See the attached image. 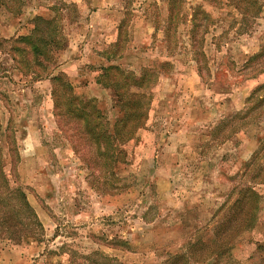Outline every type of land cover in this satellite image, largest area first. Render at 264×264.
Wrapping results in <instances>:
<instances>
[{
	"label": "rangeland",
	"instance_id": "374dc122",
	"mask_svg": "<svg viewBox=\"0 0 264 264\" xmlns=\"http://www.w3.org/2000/svg\"><path fill=\"white\" fill-rule=\"evenodd\" d=\"M168 1L18 0L12 10L0 7L3 166L43 224L41 241L0 236V264H167L171 253L192 246L196 254L176 264H264V101L257 98L264 89L248 101L264 84V72L252 70L264 57L249 61L264 45V0L246 33L232 5L205 0H185L187 18L173 26ZM198 4L213 14L196 27L194 46ZM36 16L54 18L68 44L53 63L29 68L35 56L15 40L31 32ZM202 52L208 68L200 74ZM165 60L171 65L162 67ZM109 65L136 74L151 66L158 75L146 89V124L122 142L125 161L115 169L82 137V122H74L63 98L56 108L52 96V76L65 73L78 94L95 98L111 126L117 98L97 82ZM246 185L261 195L254 226L235 237L229 259L211 254L217 234L219 243L227 234L218 226Z\"/></svg>",
	"mask_w": 264,
	"mask_h": 264
},
{
	"label": "trees",
	"instance_id": "16d2710c",
	"mask_svg": "<svg viewBox=\"0 0 264 264\" xmlns=\"http://www.w3.org/2000/svg\"><path fill=\"white\" fill-rule=\"evenodd\" d=\"M13 1L15 2L18 0ZM13 1L0 0V7H6L12 10L9 3ZM205 1L211 3L214 8H220L223 5H232L237 11L239 20H235V23L239 22L238 30H243L242 32L244 33L248 32L250 21L261 13L263 7V3H261L260 0ZM168 2V20L170 24L176 26L177 23L174 25L175 21H185L187 18L183 6L185 0H169ZM205 7H207L205 4H198L192 13V28L190 32L191 38L194 40V46L200 44V39L199 42H196V34L199 32L198 28L196 30V27H199L202 22L207 25V22L212 21V10L206 9ZM199 15H202V18H199ZM34 22V27L29 34L23 35L15 40L16 42L25 43L26 46L31 48L35 58L31 59L26 65L29 68L32 63L39 66H42L44 62L48 65L53 63L56 59V56L54 57V52L58 49H64L68 44L67 38L62 34L61 28H59V24L55 22L54 18L36 16ZM207 27L208 26H203V28H205L203 35L208 31ZM175 28L176 27L172 29ZM170 30L165 32L168 39L171 35ZM203 55H205V52L199 53L198 56L200 57L196 58L199 67L198 72L200 74H202V67L208 68L207 61ZM113 56L109 55L108 59L111 60L118 57L116 55ZM39 57H43L44 60L40 61ZM259 57H264V45H262V50L252 55L249 61H255ZM200 58L204 60L201 62L199 60ZM48 65L45 66V68H48ZM161 65L165 67L170 66L171 63L165 60ZM254 66L252 70L255 71V74L253 76L264 72V61L262 64ZM100 70L102 73L99 75L97 82L102 83L105 87H110L117 98L115 99L114 106L117 107L118 114L111 126L108 119L105 118L104 112L98 108L95 98H87L78 94L75 91V86L65 73L61 72L52 76L54 82L52 96L56 108H59V104L65 101V104L68 105L66 111L73 116L74 122H82V125H79L81 127L80 131L83 135L82 137L87 139L90 138L94 141L98 149L97 155L100 157L102 164H109L112 169H115L116 166L125 161V151L121 147L122 142L129 141L136 137L137 131L146 124L149 108L151 106V95L146 89L149 87L150 83L156 80L158 75L151 66H145L140 74H136L132 70H126L120 65L101 66ZM263 89L264 84L258 86L252 92L248 101L252 100L254 96L259 95ZM257 98L258 102L264 101V96H257ZM243 115L244 113H237L233 117ZM6 129L7 128H4L0 118V236L18 242L29 240L41 241L43 224L35 208L30 203L26 191L21 186H15L13 184L10 174L3 166L4 147L2 145V139ZM10 153H13L12 147H10ZM258 154L259 152L255 154L254 159L258 157ZM251 164L252 161L246 163V166H251ZM247 174L248 171H244L243 175L245 176ZM113 188L117 187L113 186ZM237 194V198L226 212L225 218L227 219L218 226V231H226L225 240L219 243L217 241V234V237L211 242L213 250L211 249L210 253H216L218 257H223V255H225L229 259L231 257L232 248L234 247L235 237L242 233L244 229L253 227L255 219L257 218L261 199L259 191L251 185H246L238 191ZM201 241L202 239H199L197 244H201ZM195 247L192 246L187 253H171L167 264H176L179 260H183V263H187L186 255L191 253L189 256L191 257L196 254L195 250H197V248ZM87 257L89 256H85V258ZM232 260L229 259L227 262L234 264ZM107 263L118 264L110 260H107Z\"/></svg>",
	"mask_w": 264,
	"mask_h": 264
}]
</instances>
